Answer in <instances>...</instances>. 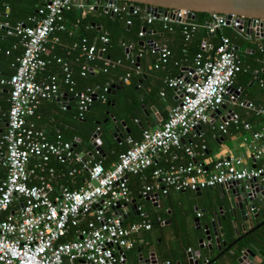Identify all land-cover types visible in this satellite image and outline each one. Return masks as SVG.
Here are the masks:
<instances>
[{"label":"built area","instance_id":"1","mask_svg":"<svg viewBox=\"0 0 264 264\" xmlns=\"http://www.w3.org/2000/svg\"><path fill=\"white\" fill-rule=\"evenodd\" d=\"M98 2L42 0L35 14L25 20L13 24L0 20V37L15 35L13 47L21 48L20 54L9 64L12 72L0 78V85L6 86L8 92L5 128L0 136L3 145L0 163L4 169L0 177V264H69L73 261L123 264L122 250L133 245V235L140 229L150 228L144 218L122 224L117 208L131 198L126 174L141 176L155 162L163 165L150 169V181L139 190V195L152 203L157 201L154 194L158 197L168 190L196 191L234 180H264V104L255 106L238 98L241 89L232 86L233 79L246 68L237 47L226 35H218L214 45L200 41L199 50L191 57L190 68L182 76L164 78L165 86L174 92L175 103L155 128L142 130L138 138L126 135L125 147L109 167L94 159L93 154L79 153L72 141L63 139L58 131L48 135L27 123L26 119L34 114L41 101L60 96L59 83L65 85L76 100L80 119L93 98L106 100L109 81L74 90L67 59L44 56L48 39L57 44L59 39L54 32L65 30L63 14L71 8L90 12ZM117 2L103 0L101 8L104 12L127 15L136 14L140 9L134 3ZM143 11L146 23L159 20L167 30L171 23L180 24L183 41H188L199 26L188 20L184 9H167L164 14ZM124 23L129 25L130 19L125 18ZM202 26L212 34L226 26L244 40H264L260 35L264 33V21L259 19L248 24L232 16L226 23L223 15L211 13ZM245 28H248L247 33ZM143 34L144 29L138 30V36ZM97 40L105 44L108 37L101 33ZM70 47L77 48L85 60H92L96 54L101 58L104 49L87 43L85 37L73 41ZM153 50H158L157 60L164 64L170 54L168 48L153 45ZM51 62L57 65L58 75L39 79L38 74ZM118 63V60L103 59L104 65ZM80 69L83 74L86 67L81 65ZM251 75L259 87H264V65L251 69ZM128 77L126 72L121 79L124 82ZM230 87L233 89L229 90ZM225 99L262 117V123L252 129L248 121L230 111L212 127L221 135L227 134L231 125L246 131L241 139L249 153L250 165H243L240 156L219 157L208 164L196 161L194 157L203 153L204 144L181 141L207 123L210 113L218 110ZM94 141L92 138L90 143ZM182 155L188 160L180 162ZM51 161L61 167L56 168ZM158 221L163 220L158 218ZM62 237L67 239L60 240Z\"/></svg>","mask_w":264,"mask_h":264},{"label":"crops","instance_id":"2","mask_svg":"<svg viewBox=\"0 0 264 264\" xmlns=\"http://www.w3.org/2000/svg\"><path fill=\"white\" fill-rule=\"evenodd\" d=\"M102 1L99 0L98 5L93 7L90 12L76 10L81 17L88 13L91 17L88 26L93 30L90 29L92 32H88L91 37L86 39L87 43H95L94 35L97 32L106 33L107 36L116 38L118 44L124 46V52L128 56H124L118 64H112L116 68L109 71L110 79L106 80L110 84H121L120 89L114 95L107 93L111 97L106 101L113 100V103L109 104L111 110L106 111L111 116H108L106 112L100 114L93 107L92 110H89L94 123L99 122L95 124L103 132L100 135H104L107 139L106 143L103 140L100 143L102 152H97L105 162V167H109L116 159L117 153L125 147L123 138L126 135L138 138L142 130H151L165 118L168 109L175 103V95L172 89L165 86L163 80L168 76H182L185 70L190 68L194 43L199 44L200 41L205 40L214 45L218 40V35L228 36L237 47L243 66L246 68L245 71L238 72L233 79L232 86L241 89L238 98L249 101L255 106L264 104V87L255 86L251 75V69L256 66L255 62H259L261 66L264 65V50L260 55H257L254 50L259 45L263 47L264 40H244L235 35L233 29L226 26L219 28L217 32L212 34L202 24L197 23L199 26L189 42V49L185 51L182 45L179 24H173L172 30H163L159 20L146 23L141 15L140 25L137 29L133 26V30L125 33L122 27L127 28L128 25H125L121 18L118 19L119 24L111 21L116 15L112 16L110 12H104L101 8ZM15 3V0H0V20L9 21L6 16L8 12L12 11V8L9 9L8 6L13 7ZM41 4L42 0H38L32 7L35 10ZM11 18L15 21L22 19H17L20 17H17L15 13L12 14ZM63 18L66 30L65 32H54L59 39L57 44H52L50 38L48 39L45 44L46 52L44 56L51 58L57 55L67 59L70 72L75 75L79 70L83 57L78 50L76 52L70 47L73 42L71 36L76 35L78 27L70 20L68 15L64 16L63 14ZM208 19L209 16L206 22ZM188 20L194 22V17L193 19L188 18ZM140 29H144L142 36L137 35ZM83 30L89 29L83 28ZM140 41L141 44H139ZM15 42L16 40H12V38L11 40L7 38L0 40V78L7 77L10 74L12 69L9 64L21 52L19 45L13 47ZM153 45L157 48L164 46L170 51L164 64L158 62L159 52L153 50ZM126 46L128 47L126 48ZM248 54H254V56L248 57ZM135 57H137V61H135ZM130 60H133V63ZM134 66H138V69H134ZM88 70L94 76L101 77L103 75L98 67H89ZM126 72L129 73V77L123 82L121 77ZM50 74L58 75L57 65L52 62L38 74V78L44 79ZM59 89L60 96L56 99L41 101L34 114L26 119L27 123L43 129L48 135H52L55 131H58L61 135H71V137L73 136L72 144L75 150L83 155H94L95 147L90 143L89 138L88 142L91 144V148H86L84 147L85 142L80 139L81 137L77 132V125L72 121L70 115L63 112L61 108L63 104L66 110H72L76 105V100L62 83H59ZM7 98L6 86L0 85V136L5 128ZM221 105L222 107H218L217 113H210L211 118L207 123L201 124L197 132L182 137L181 141L204 144L203 153L194 157L196 161H203L208 164L215 158L240 156L243 165H250L249 153L241 139L247 132L239 126L231 125L228 128V133L221 135L212 127H215L229 110L248 121L253 129L262 123V117L255 115L245 107L228 102L226 99ZM113 124L117 126L118 130L115 137L111 136L112 130H109ZM199 133H201L200 136ZM2 154L3 145L0 143V160ZM187 160L188 157L182 155L179 161L185 162ZM50 164L55 165V162L51 161ZM157 165H163V163L158 162ZM3 175L4 169L0 163V177ZM148 175L149 168L141 176L126 174V182L131 198L128 202L121 203L117 208V212L121 214L122 224L127 225L144 218L149 221L150 228L140 229L133 235L135 238L133 245L122 250L123 264H187L186 252L197 249L200 252L198 256L200 264L204 260L209 261L211 259H214L211 264H238L236 258L240 255L239 249L247 247L249 244H253L257 250L264 254V223L252 232L245 234L256 223L264 220V205L260 202L255 203L256 217L253 218V214L247 211V220H243L237 210H235L234 217L228 216L227 197L225 195L220 197V190L217 187L201 189L199 194L190 190H168L166 194H158L154 205L148 199H144L139 195L142 184L150 181ZM259 184H263V181H259ZM133 203L136 204V207L133 206L132 208ZM136 210L138 213H135ZM198 212L199 215H196ZM216 217L220 222L223 217L221 223L227 232L226 245H231L234 241L235 244H232L227 250L224 249V246H221L219 250L212 248L211 251H208L205 245L198 248L197 240L204 236L203 227L205 225H207L210 234L211 220L214 221V226L218 229L215 221ZM158 218L163 221H158ZM232 222L234 226H232ZM236 239L238 240L236 241ZM256 257L261 260V264H264L262 257L257 254ZM69 264L84 263L75 261Z\"/></svg>","mask_w":264,"mask_h":264},{"label":"water","instance_id":"3","mask_svg":"<svg viewBox=\"0 0 264 264\" xmlns=\"http://www.w3.org/2000/svg\"><path fill=\"white\" fill-rule=\"evenodd\" d=\"M96 4L99 0H92ZM107 2H117L119 0H106ZM130 3H134L135 6H138L141 10H145L148 13H166L167 9H184L187 10V16L191 19L194 17L195 12H206L207 14L217 13L223 15L226 19V23L229 18L232 16H236L239 18L240 22L246 20V23H252L253 19H259L264 21V0H123ZM96 4L94 7H96ZM113 16L114 14L111 13ZM241 24V23H240ZM248 32V28H245V33ZM264 36V33L260 34ZM142 42L140 41L139 44ZM264 50V46L262 47ZM135 61H137V57H135ZM121 87V84H110L108 93L114 95ZM233 87H230L229 90H232ZM94 100V98H93ZM113 100L106 101V105L112 104ZM222 107V105H220ZM231 110H229L230 112ZM218 110L215 111L217 113ZM107 114V112H106ZM111 116V114H107ZM96 124L99 122L96 121ZM155 128V127H154ZM198 126L196 129H199ZM109 130L112 132L110 133L112 137L117 135V126L113 124ZM126 131H128L126 129ZM102 130L95 129L90 137L89 141L94 138L95 141L91 142V144L98 150V152H102L100 148L101 139L99 135L102 134ZM104 142L107 141L106 138L103 140ZM264 180L263 184H259V181L256 179H242V180H234L227 182L223 185L218 186L217 188L220 190V197L225 195L227 197V204L226 208L228 211V216L234 217L235 210L238 211V214L241 216L243 220H247V211L252 213V217L255 218L257 215L255 203H261L264 205ZM211 189V187H208ZM196 194L200 193V190L195 191ZM154 197L157 199V194H154ZM144 199H147L145 197ZM133 202V200H132ZM154 204V203H153ZM136 204L133 203V206ZM155 205V204H154ZM161 205V204H160ZM135 213H138L136 210ZM223 221V217L221 218ZM216 224L218 229L214 226V221H210L211 226V234L205 225L204 228V236L198 238V248H202L204 245L206 246L208 251H211L212 248L219 250L221 246H224L225 250L229 249L232 244H235V241L231 245H226L225 239L227 232L225 231L222 221L220 222L219 219L215 218ZM264 223V220L256 223L251 229L247 230L245 234L252 232L254 229L258 228ZM232 226L234 223L232 222ZM243 228V226H241ZM244 234V235H245ZM241 238V237H240ZM238 239H236L237 241ZM224 250V251H225ZM240 255L236 258V262L238 264H261V260L256 257V254L263 258L264 254L257 250L253 244H249L247 247H243L239 249ZM200 252L199 250H188L186 252V259L187 264H200L198 261V256ZM210 254V253H208ZM214 262V259L209 261H202L201 264H211Z\"/></svg>","mask_w":264,"mask_h":264},{"label":"trees","instance_id":"4","mask_svg":"<svg viewBox=\"0 0 264 264\" xmlns=\"http://www.w3.org/2000/svg\"><path fill=\"white\" fill-rule=\"evenodd\" d=\"M15 1H16V3L13 6L14 8L12 6H8L9 9L12 8V11L8 12L7 16H6V18L9 20L8 21L9 24H13L14 22H16L15 20H13L11 18L12 14H14V13L17 15V17L18 16L20 17V18H17V19H21L22 18L21 20H25V18L27 16L35 14V10L36 9L34 10L32 6L38 0H15ZM84 1L87 2V3L90 2V0H84ZM122 2H125V1L119 0L117 3H122ZM143 13H144V11L140 10V9L138 10V12L136 14H133V15H131V14L127 15V14L119 12V13L115 14L116 16L113 17L111 19V21H113L114 23L116 22V23L119 24V22H118L119 20L118 19L121 18L122 22L124 23L125 18H129L130 19V24L128 25V27L127 28L122 27V29L124 30L125 33H129L131 30H133L132 29L133 26H135L136 29H137V27L140 25V16L143 15ZM88 14H86V15L81 17L79 15V13L77 12L76 8H71L70 10H68V11H66L64 13V16L68 15L70 17V20L73 23H75L77 25V27H78L77 33H75L76 35H72L71 36V40L72 41H77L78 42L81 37H85V39H89L91 37V35H88V32L91 31L90 29H92L90 26H88L89 25L88 22L91 19V17ZM208 16H209V14H207L206 12H195L193 21L196 22V23H199V24H204L206 22ZM18 21H20V20H18ZM173 24H177V23H171L170 24V30H172ZM83 28H87L89 30L85 31V30H83ZM162 29L163 30H167V29H164V28H162ZM179 29H180V32H181V25H180ZM65 30L62 31V32H65ZM100 34H101V32H97L96 35H94V40H95L94 44H95L96 47L102 46L104 48L102 53H101V58L99 56H97L98 54H96V57L93 58L92 60H85L84 57H82V63L80 64V67H79V70L77 71V74L73 75L70 72L71 79L73 80V89L74 90H81V89H84L87 86H94L96 84L100 85V84H102L103 81H106V80L110 79L108 73H109V71L115 69L116 66H114L112 64L111 65L110 64L109 65H104L103 64V59L104 58H108L110 61L118 60L120 62V61L123 60V57L127 55L124 52V46L121 45V44H118V40H116V38H113L111 36H107L108 37L107 43L101 44L97 40V36L100 35ZM181 35H182V33H181ZM4 38L10 39V40L12 38V40H16V36L15 35L3 36V37H0V40L4 39ZM191 38L188 41H183V38H182V43H183L182 45H183L185 51L187 49H189V42H190ZM260 46L262 47V45H260ZM193 47L194 48H193V50L191 52L192 55L199 50L198 43L197 44L194 43ZM261 47L257 46L254 49L257 55H260L263 52ZM73 50H76V52H77L78 49L76 48V49H73ZM237 52H239V51H237ZM253 56H254V54H248V57H253ZM241 62H242V65H243V61H241ZM254 64H256V66H254L253 68H258V67L261 66L259 62H257V63L255 62ZM81 65H84L86 67V69L84 70L83 74H80ZM89 67H98L99 71L102 72L103 75L101 77H98L96 75L95 76L92 75L89 72V70H88ZM11 72H12V70H10V73ZM254 84H255V86L258 87L256 82H254ZM65 88H66V86H65ZM110 97H111L110 95L106 94V99H108ZM105 102H106V100L104 102H101L98 99H95V100L91 101L89 103L88 107H87L88 109H86L83 112V116H82L81 119L77 117L76 105H75L74 108H72V110L70 109L69 111L65 109V106L62 108V111L67 113L68 115H70V117L72 118V121H74L75 124L77 125V127H78L77 132L79 133V135L81 137L80 139H82V141L85 142L86 145L84 147H86V148H88V147L91 148V144L88 142V138L91 135V133L95 130V128L97 127V125L94 123V119L92 117H90L89 110H92V107H93L100 114H104L106 111H110L111 110V106L109 104L106 105ZM98 128H100V127L98 126ZM61 136H63L62 137L63 139H69L71 141H72V138H73V136L71 137V135H67V136L66 135H61ZM104 138H105L104 135H100V139L101 140H104ZM93 157H94V159H99L101 161V163L103 164V166H105V162L100 157V155L94 154ZM157 164H158V162H155L153 166H155ZM51 165H53V164H51ZM53 166H55L56 168L61 167L57 163H55V165H53ZM153 166L149 167V171H150V169ZM74 186L75 185L70 186V187H74ZM65 239H67V237H62L60 240H65ZM73 262H75V261H73Z\"/></svg>","mask_w":264,"mask_h":264}]
</instances>
